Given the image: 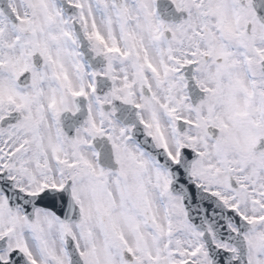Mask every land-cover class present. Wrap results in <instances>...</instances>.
Listing matches in <instances>:
<instances>
[{"label":"snow or ice","instance_id":"snow-or-ice-1","mask_svg":"<svg viewBox=\"0 0 264 264\" xmlns=\"http://www.w3.org/2000/svg\"><path fill=\"white\" fill-rule=\"evenodd\" d=\"M0 264H264V0H0Z\"/></svg>","mask_w":264,"mask_h":264}]
</instances>
